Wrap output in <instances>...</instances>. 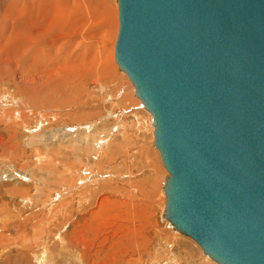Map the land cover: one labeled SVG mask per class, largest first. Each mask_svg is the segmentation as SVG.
I'll return each mask as SVG.
<instances>
[{
	"label": "rangeland",
	"instance_id": "rangeland-1",
	"mask_svg": "<svg viewBox=\"0 0 264 264\" xmlns=\"http://www.w3.org/2000/svg\"><path fill=\"white\" fill-rule=\"evenodd\" d=\"M119 28L118 0H0V264H218L165 217Z\"/></svg>",
	"mask_w": 264,
	"mask_h": 264
},
{
	"label": "water",
	"instance_id": "water-1",
	"mask_svg": "<svg viewBox=\"0 0 264 264\" xmlns=\"http://www.w3.org/2000/svg\"><path fill=\"white\" fill-rule=\"evenodd\" d=\"M116 60L151 112L165 217L264 264V0H118Z\"/></svg>",
	"mask_w": 264,
	"mask_h": 264
},
{
	"label": "bare ground",
	"instance_id": "bare-ground-1",
	"mask_svg": "<svg viewBox=\"0 0 264 264\" xmlns=\"http://www.w3.org/2000/svg\"><path fill=\"white\" fill-rule=\"evenodd\" d=\"M105 4V3H104ZM92 6V5H91ZM118 6H119V4H118ZM90 7V6H89ZM110 7H111V5H110ZM109 7V4H108V8H110ZM105 8V7H104ZM93 9V8H92ZM91 9V10H92ZM106 10H107V6H106ZM107 25H108V23H107ZM23 36V35H22ZM24 43V42H23ZM16 45V44H15ZM24 45H25V43H24ZM23 45V46H24ZM31 45H33L32 43H31ZM16 47V46H15ZM25 47H26V45H25ZM24 47V48H25ZM33 47H35V46H33ZM39 47V46H38ZM38 47H35V49L36 48H38ZM14 48V47H13ZM15 49V48H14ZM19 49V48H18ZM30 50H32V48L30 49ZM17 50H15V52H16ZM19 51V50H18ZM37 52V51H36ZM18 53V52H17ZM28 53H29V51H28ZM42 53V52H41ZM35 54V53H34ZM37 54V53H36ZM40 53H38V55H39ZM14 55V54H13ZM41 55V54H40ZM39 55V56H40ZM10 58H12V57H10ZM45 58V57H44ZM43 58V59H44ZM115 58H116V52H115ZM13 59V58H12ZM29 59V58H28ZM43 59L41 60L43 63L41 64L42 66L45 64L44 62L45 61H43ZM14 61H13V63L16 65V64H19V60H17L16 58L15 59H13ZM44 60H46V59H44ZM51 60V59H50ZM26 61V60H25ZM40 58L39 57H33V58H31L30 60H27V62H25L24 63V61L22 62V64H20L21 65V68L25 71V72H27V69H31L32 71L34 70V72H36V73H38V72H40V70L38 69L41 65H40ZM116 62H117V60H116ZM49 63H51L50 61H49ZM118 63V62H117ZM47 64V63H46ZM53 64V63H52ZM49 65V64H48ZM119 65V64H118ZM16 67V66H15ZM44 67L46 68L47 66H45L44 65ZM120 67V66H119ZM18 68V67H17ZM41 68V67H40ZM120 69L121 70H123L121 67H120ZM22 71V70H21ZM124 71V70H123ZM28 72H30V71H28ZM50 72H51V70H50ZM125 72V71H124ZM49 73V72H48ZM47 73V75H49ZM126 73V72H125ZM127 74V73H126ZM128 76V75H127ZM130 79V78H129ZM132 82V81H131ZM133 83V82H132ZM134 85V84H133ZM135 87V86H134ZM140 99V98H139ZM141 100V99H140ZM142 102V101H141ZM144 106V105H143ZM145 107V106H144ZM151 113V112H150ZM153 117V116H152ZM154 126V125H153ZM155 145V144H154ZM156 147V146H155ZM158 149V148H157ZM162 160V159H161ZM166 168V167H165ZM168 219V218H167ZM169 220V219H168ZM170 221V220H169ZM170 223L172 224V222L170 221ZM173 225V224H172ZM173 227L177 230V228L173 225ZM177 231H179V230H177ZM180 232V231H179ZM182 233V232H181ZM183 234V233H182ZM185 235V234H184ZM209 256V255H208ZM210 257V256H209ZM211 258V257H210ZM212 259V258H211ZM213 260V259H212ZM213 261H215V260H213ZM216 262V261H215ZM218 263V262H217ZM219 264V263H218Z\"/></svg>",
	"mask_w": 264,
	"mask_h": 264
}]
</instances>
